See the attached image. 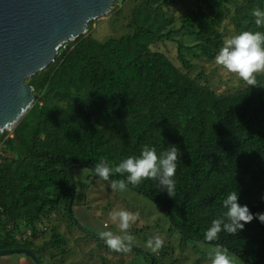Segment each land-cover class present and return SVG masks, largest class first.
Masks as SVG:
<instances>
[{"label": "trees", "instance_id": "16d2710c", "mask_svg": "<svg viewBox=\"0 0 264 264\" xmlns=\"http://www.w3.org/2000/svg\"><path fill=\"white\" fill-rule=\"evenodd\" d=\"M201 1L206 8L187 11L178 30L148 0L137 1L130 14L133 32L106 41L82 35L69 42L47 69L29 78L37 97L34 106L13 137L9 130L0 132V141H6L13 154L0 163V250L29 248L44 264L35 239L22 243L17 238L24 233L23 226L32 229V238L39 237L45 230L38 223L54 209L66 206L75 216L76 169L90 168L99 178L94 168L101 160L115 166L128 156H139L144 145L155 147L158 154L176 145L181 155L174 198L152 179L127 189L160 206L182 235V245H218L228 250L235 264H264V223L258 218L236 235L221 233L217 241L205 240L207 228L222 215V201L232 191L254 216L264 213V79H257L261 86L219 93L153 49L157 42L175 41L186 32L199 42L187 47L179 41L185 67L193 65L184 49L213 60L225 40L221 26L228 17L238 34L264 32L251 16L254 8L264 10V0H235L232 14L226 4L234 0ZM57 90L91 102L78 107L56 101ZM70 167L76 185L72 208ZM52 241L67 240L54 234ZM136 251L146 257V264H167L161 259L164 251L159 256Z\"/></svg>", "mask_w": 264, "mask_h": 264}, {"label": "rangeland", "instance_id": "374dc122", "mask_svg": "<svg viewBox=\"0 0 264 264\" xmlns=\"http://www.w3.org/2000/svg\"><path fill=\"white\" fill-rule=\"evenodd\" d=\"M137 1L140 0H119L116 10L90 23L89 34L101 41H106L111 37L119 38L133 32L130 14ZM148 1L155 9L166 14L171 27L176 30L182 27L183 16L187 11L206 8L201 0ZM226 6L229 14H232L237 4L234 0L228 2ZM221 30L224 39L238 34L230 17L224 20ZM175 39V41L157 42L153 45V49L164 52L183 71L189 72L192 77H198L201 83H208L219 93H230L249 86L237 75L218 66L215 59L209 60L184 49L186 58L193 65L191 69L186 68L180 58L179 41L187 47L195 46L199 41L186 32L178 34ZM256 76L257 79L261 77L264 79V73L256 74ZM9 131L10 136L15 135L14 130ZM8 156L11 158L12 152L8 151ZM75 176L79 203L74 209L75 216L72 217L66 206L54 209L38 223L40 230H45L39 237L32 238V229L23 226L24 233L19 234L17 238L22 243L35 239L34 247L40 252L44 264H146V257L137 253L136 250L149 251L145 245L156 235H160L165 243L162 249L154 254L159 256L164 251V257L161 259L167 264H211L209 254L206 253L215 246L210 247L200 242L182 245L180 232L172 226L170 219L164 215L160 206L150 198L131 189L114 191L109 181L97 178L90 168L76 169ZM114 210H127L139 216L129 230L135 237V243L128 253L112 251L99 236L100 231L119 232L110 216ZM54 234L63 235L67 241L53 243ZM0 264L36 263L26 254L16 253L0 256Z\"/></svg>", "mask_w": 264, "mask_h": 264}, {"label": "water", "instance_id": "95a60500", "mask_svg": "<svg viewBox=\"0 0 264 264\" xmlns=\"http://www.w3.org/2000/svg\"><path fill=\"white\" fill-rule=\"evenodd\" d=\"M119 0H0V132L14 130L36 102L29 78L47 69L71 41L89 33L90 23L110 14ZM56 101L78 107L88 97L57 90ZM75 198L76 185L72 167ZM24 253L43 264L29 248L0 250V256Z\"/></svg>", "mask_w": 264, "mask_h": 264}, {"label": "clouds", "instance_id": "9594fccd", "mask_svg": "<svg viewBox=\"0 0 264 264\" xmlns=\"http://www.w3.org/2000/svg\"><path fill=\"white\" fill-rule=\"evenodd\" d=\"M251 16L258 27H264V10L254 8ZM215 63L229 73L237 75L247 85L261 86L257 82L256 74L264 73V32L242 31L226 38L215 56ZM180 155V149L176 145H170L166 151L159 154L155 147L144 145L139 156H128L115 166H110L107 160H101L95 165L94 171L99 179L109 181L114 191H125L128 185L138 186L144 180L152 179L158 181V187L162 192L174 198L176 191L174 177ZM116 174L125 178L111 180L110 177ZM238 200L237 191L228 193L223 199L224 212L211 221L205 232L206 241L211 243L219 240L221 233L236 235L255 218L264 223V213H257L254 216L249 207L242 206ZM110 216L119 232L100 231V238L114 252H130L135 237L129 230L139 219L138 214L127 210H114ZM164 243V239L156 235L147 241L145 247L152 253H157ZM209 258L211 264H235L228 250L218 245L209 250Z\"/></svg>", "mask_w": 264, "mask_h": 264}, {"label": "built area", "instance_id": "2783aa9c", "mask_svg": "<svg viewBox=\"0 0 264 264\" xmlns=\"http://www.w3.org/2000/svg\"><path fill=\"white\" fill-rule=\"evenodd\" d=\"M14 134H15V132H14ZM13 136L14 135H12L10 137H13ZM8 158H10V157L8 156L7 143H6V141H0V163L5 162V160L8 159Z\"/></svg>", "mask_w": 264, "mask_h": 264}]
</instances>
